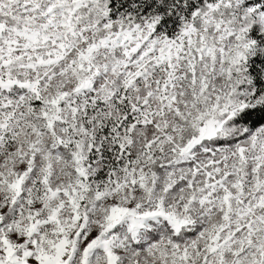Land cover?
<instances>
[{
    "label": "snow or ice",
    "instance_id": "6c2138e0",
    "mask_svg": "<svg viewBox=\"0 0 264 264\" xmlns=\"http://www.w3.org/2000/svg\"><path fill=\"white\" fill-rule=\"evenodd\" d=\"M0 264H264V0H0Z\"/></svg>",
    "mask_w": 264,
    "mask_h": 264
}]
</instances>
